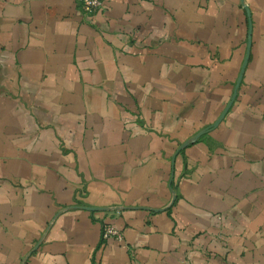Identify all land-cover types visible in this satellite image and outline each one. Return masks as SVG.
Here are the masks:
<instances>
[{
  "label": "crops",
  "instance_id": "0c3cea01",
  "mask_svg": "<svg viewBox=\"0 0 264 264\" xmlns=\"http://www.w3.org/2000/svg\"><path fill=\"white\" fill-rule=\"evenodd\" d=\"M0 264H264V0H0Z\"/></svg>",
  "mask_w": 264,
  "mask_h": 264
},
{
  "label": "built area",
  "instance_id": "2783aa9c",
  "mask_svg": "<svg viewBox=\"0 0 264 264\" xmlns=\"http://www.w3.org/2000/svg\"><path fill=\"white\" fill-rule=\"evenodd\" d=\"M81 7L90 13L96 12L103 7V0H77ZM102 238L108 239H123V232L115 225L105 222L102 224Z\"/></svg>",
  "mask_w": 264,
  "mask_h": 264
},
{
  "label": "water",
  "instance_id": "95a60500",
  "mask_svg": "<svg viewBox=\"0 0 264 264\" xmlns=\"http://www.w3.org/2000/svg\"><path fill=\"white\" fill-rule=\"evenodd\" d=\"M249 52H250V40H249V46H248V52H247V57H246V60H245V63L243 65V68H242V71H241V75H240V78H239V81L237 82V86H236V90H235V93H234V96H233V99L237 93V89L240 85V82H241V78H242V75H243V72H244V69H245V66H246V63H247V60H248V57H249ZM232 102L229 103V105L227 106V108L225 109L224 113L221 115V117L219 118L218 122L223 118V116L225 115V113L227 112L228 108L231 106Z\"/></svg>",
  "mask_w": 264,
  "mask_h": 264
}]
</instances>
